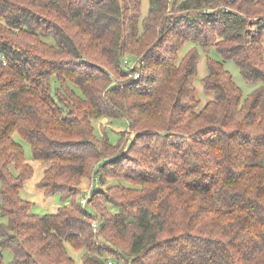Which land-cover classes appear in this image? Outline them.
Segmentation results:
<instances>
[{
    "label": "trees",
    "instance_id": "1",
    "mask_svg": "<svg viewBox=\"0 0 264 264\" xmlns=\"http://www.w3.org/2000/svg\"><path fill=\"white\" fill-rule=\"evenodd\" d=\"M150 2L144 16L141 0H0L10 264H75L69 248L82 264H264V0ZM199 47L223 59H207L203 107ZM226 61L260 85L245 97ZM105 118L127 124L116 143L95 133ZM16 135L50 164L36 187L68 200L56 213L22 198L34 168Z\"/></svg>",
    "mask_w": 264,
    "mask_h": 264
},
{
    "label": "rangeland",
    "instance_id": "2",
    "mask_svg": "<svg viewBox=\"0 0 264 264\" xmlns=\"http://www.w3.org/2000/svg\"><path fill=\"white\" fill-rule=\"evenodd\" d=\"M173 1V0H172ZM181 1V0H178ZM142 2V13L145 16L150 7V0H141ZM193 46L191 42L185 44L182 49L180 55L184 56L185 53ZM200 51V59L198 61L197 69L198 74L195 79V87H196V96L200 100L201 107L205 106L209 101L214 98V93L208 91L204 87V78L208 75V67H207V59L212 58L219 61H223L220 54L214 49H210L204 51L203 48L199 47ZM225 67L229 70L234 77L235 82L238 86H240L244 92L245 97L248 96L254 88H256L260 83L251 85L248 83L240 73L239 67L233 61H226ZM95 133L99 137L107 132L108 137L112 143H116L125 131L128 130L127 124L123 119H102L94 122ZM15 140L21 143L26 152V158L28 162L33 165L34 175L33 177L26 181L24 189L21 191V196L27 201H30L33 204V212L36 214H51L56 213L58 208L62 205L68 204V200L62 201V196L60 194L56 195H45L44 192L36 187V183H38L43 175L45 170L49 167V163H45L39 160H35L32 158V151L30 145L25 142L19 135L15 136ZM94 181V182H93ZM116 181L109 180L105 186H99L101 188H105L108 185L115 184ZM96 180L93 179H85L82 184V191L79 193V197H87L88 191L92 190ZM1 201V198H0ZM117 210V209H116ZM0 222H6L3 217H0ZM69 253L75 260V264H82V253L76 252L69 248ZM13 259V253L11 250L6 249L2 250L0 248V264H10Z\"/></svg>",
    "mask_w": 264,
    "mask_h": 264
},
{
    "label": "built area",
    "instance_id": "3",
    "mask_svg": "<svg viewBox=\"0 0 264 264\" xmlns=\"http://www.w3.org/2000/svg\"><path fill=\"white\" fill-rule=\"evenodd\" d=\"M0 59L4 60V56L0 54ZM143 61L141 60L140 57L138 58H130V57H125L124 58V65L126 71L129 73L128 75L130 77H133L134 79H138L140 74L136 71L137 68H140L143 66ZM91 192L88 191V196L84 197L82 202L86 203L88 201V197H90Z\"/></svg>",
    "mask_w": 264,
    "mask_h": 264
}]
</instances>
